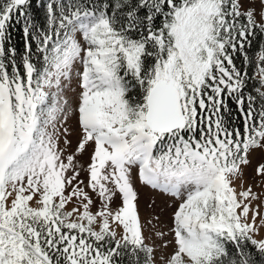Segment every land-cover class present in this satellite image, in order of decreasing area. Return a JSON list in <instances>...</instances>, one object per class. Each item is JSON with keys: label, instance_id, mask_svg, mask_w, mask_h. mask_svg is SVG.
Here are the masks:
<instances>
[{"label": "snow or ice", "instance_id": "obj_1", "mask_svg": "<svg viewBox=\"0 0 264 264\" xmlns=\"http://www.w3.org/2000/svg\"><path fill=\"white\" fill-rule=\"evenodd\" d=\"M0 264H264V0H0Z\"/></svg>", "mask_w": 264, "mask_h": 264}, {"label": "rangeland", "instance_id": "obj_2", "mask_svg": "<svg viewBox=\"0 0 264 264\" xmlns=\"http://www.w3.org/2000/svg\"><path fill=\"white\" fill-rule=\"evenodd\" d=\"M248 172H251V169L248 170ZM152 198H156L154 194L147 189L141 190L140 192V207H141V216L144 219H148L150 216L151 209L147 208L146 205L150 203ZM157 199V203L160 204L161 201ZM167 217V213H165V218Z\"/></svg>", "mask_w": 264, "mask_h": 264}, {"label": "trees", "instance_id": "obj_3", "mask_svg": "<svg viewBox=\"0 0 264 264\" xmlns=\"http://www.w3.org/2000/svg\"><path fill=\"white\" fill-rule=\"evenodd\" d=\"M13 43L16 44L18 47L20 46V33H19V31L13 32Z\"/></svg>", "mask_w": 264, "mask_h": 264}]
</instances>
